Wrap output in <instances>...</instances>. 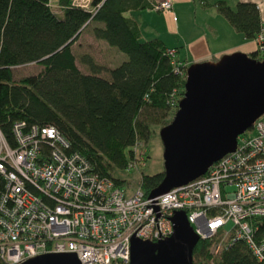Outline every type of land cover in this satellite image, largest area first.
I'll use <instances>...</instances> for the list:
<instances>
[{
	"label": "built area",
	"instance_id": "1",
	"mask_svg": "<svg viewBox=\"0 0 264 264\" xmlns=\"http://www.w3.org/2000/svg\"><path fill=\"white\" fill-rule=\"evenodd\" d=\"M74 3L89 8L91 0ZM153 7L171 12L173 0ZM255 39L264 53V28ZM175 53L168 50L184 75ZM138 147L128 169L147 155ZM180 210L200 240H213L212 254L243 241L264 264V114L239 135L234 152L155 198L141 185L127 194L52 125L15 121L11 138L0 129V264L49 253H75L82 264H129L132 239H167Z\"/></svg>",
	"mask_w": 264,
	"mask_h": 264
},
{
	"label": "trees",
	"instance_id": "2",
	"mask_svg": "<svg viewBox=\"0 0 264 264\" xmlns=\"http://www.w3.org/2000/svg\"><path fill=\"white\" fill-rule=\"evenodd\" d=\"M155 1L91 0L85 8L74 0H58V15L50 0H0L1 131L11 138L13 123L19 120L52 125L96 170L124 185L114 177L115 169L127 168L136 159L134 146L147 142L156 122L162 120L165 126L172 121L185 92L189 65L182 62L184 75L177 73L168 54L171 48L160 38L142 40L139 24L127 15L154 8ZM215 5L246 39H255L262 30L256 3ZM90 25L96 39L127 55L119 66L107 69V77L101 74L106 67L88 55L83 60L89 72H84L73 50ZM262 54L250 53L258 59ZM30 63L43 70L16 80L13 68ZM163 177L164 170L142 176L146 196ZM212 243L199 240L193 258L210 264ZM217 258L215 264H259L243 241L226 246Z\"/></svg>",
	"mask_w": 264,
	"mask_h": 264
},
{
	"label": "water",
	"instance_id": "3",
	"mask_svg": "<svg viewBox=\"0 0 264 264\" xmlns=\"http://www.w3.org/2000/svg\"><path fill=\"white\" fill-rule=\"evenodd\" d=\"M264 114V58L242 51L187 68L185 92L172 121L160 136L164 177L149 197L155 198L204 175L237 148L239 135ZM174 232L151 242L133 238L129 264H196L193 252L200 240L185 211L172 217ZM23 264H82L75 253H49Z\"/></svg>",
	"mask_w": 264,
	"mask_h": 264
},
{
	"label": "rangeland",
	"instance_id": "4",
	"mask_svg": "<svg viewBox=\"0 0 264 264\" xmlns=\"http://www.w3.org/2000/svg\"><path fill=\"white\" fill-rule=\"evenodd\" d=\"M156 2H158V0L154 3ZM50 3L52 9L60 15L61 8L58 4V0H50ZM175 10L177 14V19L175 21L178 26L177 32L175 30L174 20L168 11L146 8L133 12L139 22L142 40L161 37L165 39L168 44L177 45L178 53L176 51L175 60L184 59L185 44H189L191 38L200 30V26L205 28L207 25V18L202 14V10H206L213 18L217 16L218 20L223 21L229 27L231 26L226 20L227 18L219 14L213 3L209 7H206L202 5V0H195L194 4H176ZM92 30L93 25L88 26L82 36L74 43L73 50L76 53L78 64L84 72H89V67L83 60V57L88 55L93 58L95 63L106 67V70L102 71L101 74L107 77V69L113 66H119L122 62L127 60V55L118 48L109 46L106 42L96 39ZM86 52H88V54H84ZM261 56H264V53ZM13 69L15 79L18 80L22 77L40 73L43 70V66L38 63H30L14 67ZM162 127V120L156 122L152 126V132L147 142L140 141L138 143V152L142 150L143 152L144 150L147 152L146 157L140 164L132 169L119 167L115 169L114 177L124 181V185L121 186L127 191V194L133 193L140 187L143 175H153L164 170V146L160 136ZM127 154L129 156L130 149H127ZM217 257L219 256L213 254L212 258L209 259L210 264H215L218 260ZM194 262L207 264V261L199 258L194 259Z\"/></svg>",
	"mask_w": 264,
	"mask_h": 264
},
{
	"label": "crops",
	"instance_id": "5",
	"mask_svg": "<svg viewBox=\"0 0 264 264\" xmlns=\"http://www.w3.org/2000/svg\"><path fill=\"white\" fill-rule=\"evenodd\" d=\"M218 1H225L231 7H235L237 3L241 1H249L256 3L260 10V15L264 28V0H202V5L209 7L212 3L213 5H215V3H217ZM194 2L195 0H173L172 11L168 13L170 14V16H172V19L174 20L173 12L177 17L175 10L176 4H194ZM215 8L217 9L220 15L224 16L218 10L216 5ZM135 11L138 10H131L127 13V15L139 24L137 18L133 14V12ZM201 12L202 14H204V16H206L208 26L206 25L205 28L201 26L199 27L200 30L196 35L191 38L189 44H185L186 48L184 47V59H177V61H182L184 65H190L194 62L216 60L220 58L223 54L232 53L235 51L252 53L259 50L258 42L256 41V39H246L244 35L238 32L227 19L226 20L231 25L230 27L226 25V23H224L223 21L218 20L217 16L216 18L211 17L206 10H202ZM175 21L176 20H174V26L177 32L178 26ZM159 38L162 39L169 48L176 49L178 53L177 45H170L168 44V42H166L165 39L161 37ZM102 41L105 42L104 40Z\"/></svg>",
	"mask_w": 264,
	"mask_h": 264
}]
</instances>
